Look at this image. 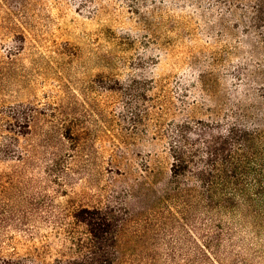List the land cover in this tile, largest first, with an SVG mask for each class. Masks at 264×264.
I'll return each instance as SVG.
<instances>
[{
	"label": "rangeland",
	"instance_id": "374dc122",
	"mask_svg": "<svg viewBox=\"0 0 264 264\" xmlns=\"http://www.w3.org/2000/svg\"><path fill=\"white\" fill-rule=\"evenodd\" d=\"M7 7L18 28L0 36V106L33 117L14 128L21 160L0 162V262L106 264L84 249L71 214L113 206L123 220L118 264H185L172 251L188 246L186 221L162 198L170 159L156 142L161 92L140 78L168 83L175 106L263 101L264 0ZM54 154L64 157L53 164Z\"/></svg>",
	"mask_w": 264,
	"mask_h": 264
},
{
	"label": "trees",
	"instance_id": "16d2710c",
	"mask_svg": "<svg viewBox=\"0 0 264 264\" xmlns=\"http://www.w3.org/2000/svg\"><path fill=\"white\" fill-rule=\"evenodd\" d=\"M8 1L0 0V36L18 28ZM142 83L161 92L156 142L170 159L162 198L171 214L186 221L188 246L172 251L173 258L185 264H264V94L263 101L224 107L184 101L175 106L168 83L154 77H142ZM195 83L203 94L201 74ZM32 117L0 106V162L21 160L14 147L23 132L14 128H29ZM51 157L56 164L64 156ZM71 219L85 230L89 241L82 246L92 247L96 261L119 263L123 220L116 207L81 206Z\"/></svg>",
	"mask_w": 264,
	"mask_h": 264
}]
</instances>
